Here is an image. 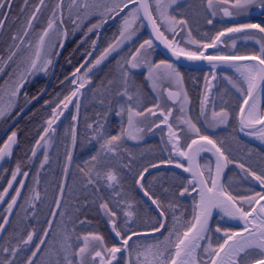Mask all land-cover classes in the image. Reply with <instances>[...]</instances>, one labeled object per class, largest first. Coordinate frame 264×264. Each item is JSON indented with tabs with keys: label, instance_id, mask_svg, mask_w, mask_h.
<instances>
[{
	"label": "snow or ice",
	"instance_id": "1",
	"mask_svg": "<svg viewBox=\"0 0 264 264\" xmlns=\"http://www.w3.org/2000/svg\"><path fill=\"white\" fill-rule=\"evenodd\" d=\"M12 2L13 0H0V10L11 9ZM27 2L28 0H25V4ZM43 3L44 0H40V4L42 5ZM176 3L177 0H152V3L149 0H70L68 5L69 15L72 14L73 9L77 13L73 24H76L81 19V14L86 19H90L93 16L99 18L96 23H92L86 29V34L97 33L96 38L89 45L91 51L86 53L89 57L92 56V52L95 51L97 42L100 39L99 30L109 20L121 16V13H124L125 9H129V11L121 17L116 38L108 43L99 56L95 58L94 62L79 76L77 74L81 73V68H84L85 64L89 63L87 60L80 64L72 73L74 79L71 80V83L76 85L75 90L70 95L64 97L63 101L53 109L51 118L46 121L47 127L44 129L43 135L40 136L31 152L33 157L36 156V149L41 147L40 141H44L49 132L55 133L56 129L53 125L63 115L62 109H67L68 105L75 98L83 96L82 89L92 83L89 73L102 64L113 52H117L125 43L131 41L136 36L138 28L143 26V21H147L151 26L155 39L171 50L172 55L177 59L183 56L188 60L208 61L212 64L213 68L219 66V64H224L234 69L238 74L237 79H233L232 77H224V79L243 97L237 118L239 131L245 132V130H249L247 132L248 135L255 136L264 142V111H261L259 108V100L261 96H264V40H257V43L260 44L259 55H205L207 49L215 48L221 42V38L230 33H243L244 39H256L257 34H264V25L243 23L234 27H228L223 31L217 32L210 43L202 45L199 41L190 38L191 31L188 30L189 40L187 42L199 45L198 51H188L180 47L175 40H169L165 35V31L173 34V36L178 35L177 29L179 28L183 31L187 26V20L178 19L170 12V9ZM206 3L207 8L211 10L212 16L217 14V9L222 11L223 15L227 17H231L234 14L246 13L253 6L264 10V0H206ZM63 4L64 0H57L56 9L61 10ZM130 5H135V7L130 8ZM153 7L156 12L155 16L153 15ZM39 11V7H36L33 14L29 17L26 30L24 31L25 36H27L28 30L32 28V21L36 19V13ZM52 16L53 19L48 21L46 29L39 38L37 51L33 57L26 61L27 67L20 73L14 87L11 89L8 103L6 105L0 104V119L9 115L14 109L15 99L20 95V90L27 82V78L35 73H47L49 67L52 65L53 60L48 55L44 56L43 63H41V52L44 50L45 37H48L49 33L53 32L54 29L59 32L62 38L67 37L68 32L66 29L60 30L57 28V21L61 25L63 24V12L61 11L60 15L57 16V12L53 11ZM7 18V16L0 14V30L4 28ZM207 22L211 24L212 20L209 19ZM161 25L164 26V31H161ZM77 27H80V25H77ZM85 38H87V35ZM12 39L16 41L18 34L13 35ZM20 42L23 43V40ZM235 44L236 41L233 39V48H235ZM59 46L63 47V44L61 43ZM153 47V40L146 39L127 58L122 57L117 62L120 68L119 79L121 90L117 91L116 95L125 99L118 109L115 110L114 114L122 120L121 130L116 135L106 134L105 123L99 120L96 121L93 139L99 142V150L95 155H91L89 160L85 161L86 165L91 164L90 169L85 170V168H80L87 182L85 187L87 185L95 186L98 180H104L109 188L119 184V177L114 169L109 168L106 171H102L97 167L103 163L101 158L107 157L109 154L113 156L118 155L121 151L122 141L125 138L133 141L142 140V133L145 131L142 124L143 118L148 115H156L153 108L140 110L142 97L136 89L133 70L146 68L147 79L153 82V88L156 86L154 76L160 79L175 80L177 84L182 85L183 76L173 64L164 60H161L159 63H152L149 56L150 50ZM18 51L19 46L16 47V51L10 53L7 60L11 61ZM245 61H254V63H246ZM161 68L165 70L163 73L160 72ZM2 71L3 68L0 67V72ZM213 79H215V75H213ZM113 83L115 81H108L109 86ZM208 92H210V87L206 84V94L201 101L200 108L202 116L205 115V107L209 100ZM181 95L183 96L180 106L182 115L177 117V123L185 125L187 131L196 135L195 139H191V142L185 145L184 150H182L180 145V136L176 129L173 128V125L168 122L172 111L169 110L166 114L163 111L160 113L163 117L161 123L167 125L168 140L172 146V151L187 162V165L177 162L175 166L191 174V179L187 181V186H183L181 190L172 195L184 197L186 194L191 195L192 193H196L198 199H193L192 201L191 219L181 224V217L174 215V224L171 228L167 229V235L163 236L162 239L148 244H140L138 241L134 242L137 249L136 264H201L198 254L200 251L208 257V259L203 261V264H264V203H262L264 201V191L253 192L249 189V192H251L249 195H233L228 190V187L221 183L225 169L230 164H236L237 167L243 170L245 179L254 180L258 182L261 188H264V170L257 173L250 167H246L245 164L230 159L225 149L221 146L223 141L218 144L210 136L201 134L200 129L192 122L191 118L183 115L185 113L184 105L188 103L186 91L181 87L179 92H168V96L173 100L180 99ZM250 101H252L251 104L249 103ZM100 103L103 104L104 101L101 100ZM156 107L158 108L159 106L157 105ZM75 109L78 114L80 109L79 103L75 104ZM125 117L126 121L124 120ZM73 119L75 120L77 117H73ZM229 119L230 113L226 108H221L219 111L213 108L211 122L208 126L219 127L220 125H227ZM125 123L126 127L124 126ZM159 126V124L155 125V127ZM88 127L92 128L93 126L90 124ZM148 131H152V128L149 127ZM76 140V132L73 129V147L76 144ZM16 143L17 132L13 131L3 146L0 147V161H3L6 157H11L12 148ZM46 143L50 147L52 143L51 139L47 140ZM89 143H91V140ZM123 151L127 152V149H123ZM201 152H212L214 154V169L211 162H205L201 166L198 160ZM66 159L68 165H71V153L67 155ZM48 160V154L45 152L40 167L43 168L48 163ZM172 162L171 158L167 161L169 164ZM127 166L125 165V167ZM157 166L155 164L152 165V167ZM146 172H148V169H143L139 175V181L144 179V173ZM21 174L24 177L28 175L27 172L22 173L21 166L17 163L15 170L11 173V180L8 181L7 187L0 192V203L5 202V197L9 196V190L13 189V183L17 181V176ZM65 176H67V167L65 168ZM140 187L144 188L143 183L140 184ZM23 188L24 183L21 181L19 187L14 190V195L10 197V201L4 210L5 215L2 222H0V234L6 232V226L9 224L8 217L12 215V210L17 205V200L20 198L21 189ZM164 191L168 192L169 190L165 188ZM144 195L151 200V203L157 209H161L159 216L161 220H165L166 217L159 199L153 198L147 190L144 191ZM60 197L61 199L63 197V187L60 188ZM39 199V192L33 191L31 201H38ZM31 201H29L30 206L35 209L36 205ZM60 203V199H57L55 202L57 209L60 208ZM99 207L104 210L105 215L110 217L112 231L116 237L120 238L119 246H105L103 236L95 233H88L82 237L76 236L74 238L71 233L75 232V228L73 227L69 230L67 224L63 225L58 233L61 239L56 243H48V238L53 227L52 220H49L47 229L39 236L35 229L28 231L26 235L19 233L13 235L10 233L5 238L4 243L0 244V264H37L38 254L42 252V248L46 243H48L49 250L43 255L47 256L48 259L41 258L39 264H86V258L90 260L91 264H113L114 261L118 260V253L126 252L130 257L132 251L129 242L133 241L134 237L147 235L146 233L127 229V224L136 213L132 210L125 213L127 219L125 221V232L122 233L116 227L115 217L117 216V212L109 208L107 202H102ZM128 207L131 209L132 205H128ZM168 207L174 208L175 205L169 203ZM217 211L220 213L221 219L228 218L242 222L241 230L234 231L230 228H222L219 225H216L213 229L211 222L214 213ZM33 215H35V212H33ZM50 215L55 218L57 213L52 212ZM61 216L63 217V213H61ZM84 222L80 221V223ZM178 224L181 225L183 231L177 230ZM165 228L164 222H157L152 227L151 232L160 233ZM213 231L217 234H222L219 237V240H222V242H218L215 246L213 245L211 235ZM173 236L175 237L174 241L172 240ZM34 238H36V242H34ZM13 239H16V243L12 242ZM74 239L77 241L82 240V245L74 246ZM202 241H206V246L203 248L201 245ZM29 248H31L30 253L24 256L23 259H18L20 254L26 252ZM99 249H103V251ZM170 249H173V251H170ZM129 264H131V261H129Z\"/></svg>",
	"mask_w": 264,
	"mask_h": 264
},
{
	"label": "trees",
	"instance_id": "2",
	"mask_svg": "<svg viewBox=\"0 0 264 264\" xmlns=\"http://www.w3.org/2000/svg\"><path fill=\"white\" fill-rule=\"evenodd\" d=\"M95 38L96 36L94 35L84 40L83 34L70 38L61 50L59 59L56 62L55 73H52L51 77L39 78L28 86L21 97L17 111L3 126L4 128L9 125L20 114V118L14 126V131L17 132L18 136V143L12 157L6 162L0 172V192L7 187L8 181L11 180V173L15 170L17 163L20 164L22 173L27 172L28 175L27 177L22 174L17 176V181L13 183V189L9 190V196L0 209V222H2L5 215L4 207L22 181L24 188L21 189V196L17 200V205L13 208L12 215L8 217L9 224L6 226V232L0 234V244L4 243L5 238L10 233L13 235L17 233L26 235L28 231L35 229L39 236L47 229L48 221L52 220L53 227L48 243L59 241L61 237L58 233L63 225L67 224L69 230L73 227L75 228V232L71 233L74 238L76 236L82 237L88 233H95L103 236L105 246H116L117 244L109 226L110 217L105 215L104 210L99 207L102 202H107L109 208L117 212L115 217L116 227L122 233L125 232V221L127 219L125 213L129 210L136 213L127 224V229L132 231H151L152 227L157 222H160L138 195L136 182L143 169L166 161L167 150L161 140L151 139L138 144L123 140L121 151L118 155L109 154L107 157H102L103 163L97 167L102 171L112 168L119 177V184L114 185L112 188H109L104 180H98L95 186L87 185L85 187L87 182L80 171V168H85V170L91 168V164L86 165L85 161L89 160L90 156L95 155L99 150V142L93 139L96 121L99 120L105 123L106 134L116 135L120 132V123L114 112L124 102L125 98L116 95L117 91L121 90L120 68L117 62L122 57L127 58L138 44L148 39L146 34L141 36L136 45L111 58L90 76L92 83L87 86L84 92L78 124L76 125L73 119V117H76L75 112L67 114L55 128V133L51 132L48 139L45 137V140L51 139L52 141L49 149H46L43 145L44 141H40L41 147L36 149V156L33 157L31 155L35 144L47 127L46 121L51 118L53 109L74 90V84L71 83L73 79L72 73L87 59L86 53L91 50L89 45ZM159 57L161 56L159 55ZM181 74L185 80H188L186 71L182 70ZM133 77L136 89L142 97L140 110L153 108L155 106L153 105L154 97L148 86L146 75L142 72L133 71ZM110 80L115 81L111 86L108 84ZM191 86L190 84L191 98L189 103L190 109L194 114V112L198 111L200 97L197 92H195L197 95L193 92L196 87L193 88ZM101 100L104 101L103 104L100 103ZM106 113L107 115H105ZM90 124L93 126L92 128L88 127ZM73 129H75L77 137L74 147L72 145ZM90 140L91 143H89ZM231 142L229 143L233 145V149L237 148L238 150L236 152L240 157L239 163L247 166L245 159L249 155L259 156L257 159H261L260 161L264 163L262 159L264 151L244 143L238 136H233ZM2 143V140H0V147ZM123 149H127V152H124ZM45 152H47L49 160L41 168L40 165L43 162ZM69 153L72 155L71 165H68L66 159ZM261 162L260 164H262ZM125 165L128 166L125 167ZM66 167L67 176H65ZM249 167L254 170L251 166ZM257 169L254 171L259 173ZM155 175L160 177V179L152 181L151 178ZM155 175L145 182V189L153 198L159 199L168 222L171 219L167 210L169 203L175 205L174 208H169L171 213L179 208L185 213L181 223L190 220L192 216V198L172 195L187 185L186 180L178 173L172 171H162ZM61 187H63L62 199L60 197ZM165 188L169 191L165 192ZM33 191L39 192L40 199L38 201H31ZM117 193L119 194L117 195ZM233 195L238 194L233 192ZM57 199L61 201L59 209L55 207ZM29 201L35 203V209L30 206ZM128 205H132V208L129 209ZM77 209L79 210L77 211ZM33 212H35V215H33ZM52 212L57 213L55 218L50 215ZM61 213H63V217ZM80 221L85 222L80 223ZM215 223L212 227L213 229L215 228ZM12 242L16 243V239H13ZM34 242H36V238H34ZM48 243L43 246L42 252L38 254L37 264H39L41 258L48 259L47 256L43 255L49 250ZM82 243V240H73L74 246L82 245ZM30 251L31 248L20 254L18 259H23ZM122 264H125V261Z\"/></svg>",
	"mask_w": 264,
	"mask_h": 264
},
{
	"label": "rangeland",
	"instance_id": "3",
	"mask_svg": "<svg viewBox=\"0 0 264 264\" xmlns=\"http://www.w3.org/2000/svg\"><path fill=\"white\" fill-rule=\"evenodd\" d=\"M56 3H57V0H50L48 1V4L46 5L45 3H43L44 8L41 10V12L36 13V19L32 21V28L28 30L27 36L24 35V31L26 30V25L28 23L29 17L34 12L35 6L33 8L32 6H30L28 9H27V6H23V7L21 6V8L19 9L20 12L19 13L16 12L15 17L8 24V28L0 34V67L3 68V71L0 72V104L6 105L8 103L9 93L11 89L14 87L15 82L18 79L20 73H22L24 69L27 67L26 61L29 58L34 56L35 52L37 51V46L39 43L40 36L42 35L43 31L46 29L48 21L50 19H53V16H52L53 11L55 10L57 12V16L60 15V10L56 9ZM69 3H70V0H67L61 9V11L63 12V24L61 25L59 21H57V28L60 30L66 29L68 32V35L66 38H62L59 32H57L54 29L53 32L49 33L48 37H45L44 50L41 52V63H43V58L46 55H48L53 60V63L49 67L47 73L39 72L27 78V82L24 84L22 92H20V95L15 99L14 109L11 111L9 115L5 116L3 119H0V140H2L3 142L2 144L6 142L7 138L11 135V132L14 131V126L16 124V121L20 118V114H19L14 118V120L9 125L3 128V126L5 125V122L17 111L22 95H24V92L27 90L28 86L33 81L39 78H42V77L52 76L54 65L58 61L60 53H61V49L64 47L67 41L72 37L73 38L77 37L79 34H83L84 40L94 35L97 36L96 32H93L91 34H86V29L92 23H96L99 18L96 16H93L90 19H86L81 14V19L78 20L76 24H73V20L76 19L77 13H76V10L73 9L72 14L69 15V12H68ZM23 5H27V4L23 2ZM26 9L27 11H25ZM153 12H154V15H156L154 7H153ZM170 12L172 15H175L178 19H185L188 22L187 26L185 27L183 31H181L179 28L177 29V32H178L177 40L180 43V47H183L188 51H198L199 50V45L187 42L189 40L188 30L191 31L190 38L192 40L199 41L200 44L202 45L204 43H207V41L210 42L215 37L216 33L222 29V27L224 26L226 27V25H229V26L232 25L226 22V20L223 18L221 11L219 9H217V14L215 16H212L211 10L207 8L206 1L203 3L202 2L197 3V2H194V0H177V3L172 6V8L170 9ZM262 13H264V10H261L259 7L253 6L246 13H241L239 15L234 14L233 16L237 18L236 19L237 23H243V22H246L248 19H250V15L257 16V15H261ZM121 17L118 20H116L114 24L110 25L111 27L109 28V30H105L104 33L102 34L101 43H100L101 45L99 46L92 62H94L95 58L99 56L100 52L108 45V43H110L118 35V29L120 26ZM209 19L212 20L211 24L207 22ZM77 25H80V27H77ZM263 25H264V22H263ZM181 27H184V26H181ZM161 28L164 31L163 25H161ZM179 31L183 33L181 38H179L181 34ZM252 31H255V30H252ZM17 34H18V39L16 41H13L12 39L13 35H17ZM143 34H145V30L142 26L138 28L136 36L131 41H128L127 43H125L124 46L121 49H119L117 52H113L102 64L94 68L93 71L89 73V76H91L95 71H97L103 64H105L111 58L121 54L125 49L133 45H136L138 41L141 39V36ZM165 34L169 38L174 37L173 34L167 31H165ZM86 35H87V38H85ZM243 36L244 34L241 33L239 35L232 37L231 39L227 41L228 48L225 51H223L225 55H232V54L259 55L260 54V51H259L260 44L257 43V40H264V34H257L256 39H244ZM203 39H205V41H203ZM233 39H235L236 41L235 48L232 47ZM21 40H23V43L20 42ZM61 43L63 44V47L59 46ZM17 46H19V51L17 52V55L13 57L11 61H8L7 57L10 55L12 51H16ZM138 46L139 44L137 45V47ZM149 59L154 64L159 63L161 60H164L163 58L159 57L158 52L155 51L154 47L150 50ZM90 64L87 67H89ZM87 67L80 74H82L87 69ZM133 71L142 72L146 75L148 86L151 89V92L154 97L153 105L155 106L153 107V110L156 112V115L155 116L148 115L145 118H143L142 124L145 128V131L144 133H142L143 135L142 140L133 141V140L125 138L124 139L125 141L129 143L138 144V143L147 142L151 139H159L162 141L164 147H166L167 149L166 151L167 153L165 155L166 161H168L169 158H171L172 161H174V158L172 157L168 144H167L165 130L162 127L163 123H161V121L163 117L160 115V113L161 111H163L166 114L170 110V107H171L168 101L166 100L165 92L168 89L179 92L182 87L183 90L186 91L187 96H188V103L184 105L185 113L183 115H186V117L191 118L192 122L195 123L196 126L200 129L201 134L210 136L211 138L216 140L218 143L223 141V144L221 146L225 149L226 153L229 155V158L234 159L237 162L240 161V157L237 155V152H236L238 151L237 148L233 149V145H231L229 142L232 141L233 136H238L237 135V116H238L239 108L242 105L243 97L240 95V93L236 91V89H234L231 86V84L228 83L226 79H224V77H232L233 79H237L236 77L230 74H223L220 76L218 88L212 100L211 106L207 110L205 109V115L202 116L200 114V108H201L202 95H203V90L206 85L207 76L203 79L202 85H198V87L201 89L200 90L201 97H200L198 111L194 112V114L191 112L190 114L189 86L190 84L192 85L194 82V87H195V85L197 84L196 78L193 79L192 77L187 76L188 80H185L184 76L182 75L183 81H182V85H180V84H177L175 80L160 79L154 76L156 86L155 88H153L152 86L153 82L147 79V69L146 68H139ZM164 71L165 70L163 68L160 69L161 73H163ZM178 71L180 72V70ZM84 90L85 88L82 91L83 93H84ZM182 100H183V96H182ZM181 102H180V105L178 106L179 112H181L180 111ZM76 103H78L77 99L73 101L66 115L69 113H74L76 111L75 109ZM157 105L159 106L158 108L156 107ZM213 108H215L216 111H219L221 108H226L228 110V112L230 113V119L227 125H220L219 127H209L208 126V124L211 122V112ZM181 115L182 114L179 113V116ZM118 120L120 123V130H121L122 120L120 117H118ZM124 120L126 121V117L124 118ZM156 124H159L160 126L155 127ZM176 124L179 126L178 127L179 131L184 132L183 137L185 140L186 139L189 140V139L196 137L194 133L187 131V128L185 125L178 124L177 122ZM124 126L126 127V123ZM56 127L57 125L55 126V128ZM149 127L152 128V131H148ZM50 133L51 132H49V135ZM49 135L46 137V139H48ZM46 141L47 140H44L43 145L45 146L46 149H49V146L47 145ZM258 157L259 156H256V155H249L245 159V161L247 162L249 166L254 168V170H256L258 167L257 170L260 173L261 170H264V163L260 161L261 159H257ZM262 159L264 160V157H262ZM260 162L262 164H260ZM248 165L246 167H249ZM229 166H230V173L225 182V186L228 187V190L232 192V194L234 192L235 194L237 193L238 195H249L251 194V192H249V189H251L253 192L259 190L254 180L244 178L245 174L243 170L237 167L236 164H230ZM159 179L160 177H158L157 175L151 178L152 181H157ZM187 196H190V195L186 194L183 198H187ZM193 199L195 198L193 197L191 200L192 208H193V205H192ZM9 201H10V198L8 199V202ZM6 207L7 205L4 207V210L6 209ZM167 210L169 213L168 215L171 217L170 221L168 222V227H167V229H169L174 224L173 216L175 215L183 219V216H185V213H183V210L180 208L172 213L169 211V208ZM110 225L111 223L109 224V226ZM216 225H219L222 228H230L226 224V222L221 219L216 220L215 226ZM179 229H182L180 224L177 225V230ZM179 231H183V229ZM165 235H167V231L163 236ZM211 235H212V242L214 246L218 242H222V240H219V237L222 234H217L213 231ZM163 236L156 238V239H152V240H139L138 242L140 244L154 243L157 240L162 239ZM172 240L173 241L175 240L174 236L172 237ZM116 246H119V245H116ZM205 246H206V242L203 244L202 248ZM130 248L132 251V255L130 256L131 264H136V250H137L136 243L133 242ZM100 250L103 251V249H100ZM170 251H173V249H170ZM198 254L201 260V264H203V261L208 259V257L205 256L202 251H200ZM124 261L125 260L123 259V256L122 257L120 256L117 264H122ZM86 264H91L90 260H88L87 258H86Z\"/></svg>",
	"mask_w": 264,
	"mask_h": 264
},
{
	"label": "water",
	"instance_id": "4",
	"mask_svg": "<svg viewBox=\"0 0 264 264\" xmlns=\"http://www.w3.org/2000/svg\"><path fill=\"white\" fill-rule=\"evenodd\" d=\"M149 2L151 3L152 0H149ZM130 8L131 7H135V5H130L129 6ZM129 9H125V12L124 13H121V16H123ZM154 15V14H153ZM121 16H117L115 19H111L108 21L107 24H105L100 30H99V37L100 39L98 40L97 42V47L95 49V51L92 52V56L89 57L87 59L88 62H90L93 58V56L95 55L98 47H99V44H100V41H101V36L104 32V30L111 24H113L116 20H118ZM227 17V16H226ZM228 18V17H227ZM143 27L146 31V34L148 35V38L149 39H152L153 40V43H154V48L157 52H159L167 61H169L170 63H172L176 68H181V69H186V70H191V71H208L211 73V77L208 79V86L210 87V92L207 93L208 97H209V100H208V103L209 101L211 100V96H212V93L213 91L215 90V86H216V82H217V78H218V74L219 73H231V74H234L238 77V74L235 72L234 69L232 68H229L227 67L226 65L224 64H219V66L213 68L212 67V64H210L208 61H205V60H188L186 57H183L181 56L180 58H176L175 56L172 55V52L171 50H169L168 48H166L164 46V44H162L160 41L156 40L155 37H154V34L152 32V29H151V26L147 23V21H143ZM162 31V29H161ZM241 33H230L228 35H226L225 37H222L221 38V42L217 44V46L215 48H209L205 51V55H213L215 54L220 48H225V41H227L228 39L236 36V35H239ZM178 35L175 36L173 39H169V40H175V42L178 43ZM179 44V43H178ZM246 63H254V61H245ZM88 64H85V67L87 66ZM84 67V68H85ZM84 68H81V71L84 69ZM80 73L77 74V76H79ZM213 75H215V79H213ZM76 87V85H75ZM86 89V87H85ZM83 91V89H82ZM168 92H166V95L167 97L170 99L171 101V104L172 105H177L178 102H179V99L177 100H173L171 99L169 96H168ZM175 92V91H173ZM206 94V93H205ZM82 97L83 96H80V97H77L75 99H77V102L80 104V107H81V101H82ZM74 99V100H75ZM73 100V101H74ZM72 101V103H73ZM69 104L68 105V108L67 109H62L63 111V115H61L59 117V119L55 122L54 124V127L56 125L59 124V122L64 118V116L66 115V113L69 111L68 109L70 108V106L72 105ZM207 103V104H208ZM250 104L252 103V101L249 102ZM207 106V105H206ZM259 108L261 111H263L264 109V96H261L260 100H259ZM79 115H80V109H79V113L77 114L76 112V117L77 119H75V123L76 125L78 124V120H79ZM237 125H238V120H237ZM162 127H165L166 128V140H167V143L171 149V155L173 156L175 162H172L171 164L169 163H159V164H155V165H158L157 167H148V172L144 173V179L142 181H139V178L137 180V183H136V189H137V192L139 194V196L147 203V205L153 210V212L155 213V215L159 218L160 222H164L165 225H166V228L163 232H160V233H152L151 231H148V232H141V233H146L147 235H143V236H140V237H134L133 238V241H130L129 242V245H131L134 241H137V240H143V239H151V238H157V237H160L164 234V232L166 231L167 229V217L165 220H161V217L159 216V212L161 211V209H157L155 205H153L151 203V200H149V198L147 196L144 195V191H145V188H141L140 187V184L145 183V181L153 174L157 173V172H160V171H175L179 174H181L182 176H184L185 178H187L188 180L191 179V174L190 173H187V172H184L183 169L181 168H177L175 166V164L177 162H180V163H184L185 165H187V162L182 158V157H179L177 156V154L172 151V146L171 144L169 143V140H168V130H167V125L166 124H163ZM249 130H245V132H240L239 131V126H238V134H239V137L246 143L248 144H252V145H257L259 147H261L262 149H264V142L260 141L259 139H257L255 136H251V135H248L247 132ZM178 133V132H177ZM191 142V141H190ZM189 142V143H190ZM17 144V143H16ZM16 144L13 146L12 148V152L14 150V148L16 147ZM180 144H181V140H180ZM210 158L212 161H213V164H214V160H215V156L212 152H201L200 153V156L198 157V160H199V163L201 164V160L203 158ZM9 157H6L3 161H0V171L2 169V167L4 166L5 162L7 161ZM214 169V167H213ZM227 172H228V167L225 169L224 171V174H223V178L221 180V183L224 184V181L226 179V175H227ZM255 183L257 184L258 188L261 190V191H264V188H261L258 184V182L255 181ZM191 195H196V193H192ZM197 197V196H196ZM198 199V197H197ZM262 203H264V201H262ZM2 203H0V207H1ZM165 214V213H164ZM217 217H220V213L217 211L214 213L213 215V220L211 222V226L214 222V220L217 218ZM226 223H228L229 225H231L232 227H234L236 229V231H239L241 230L242 228V222L240 221H237V220H231V219H228V218H225L223 219ZM110 230H111V234L112 236L114 237V239L116 240V242L118 244H120V238L119 237H116L115 236V233L112 231V226L110 225ZM205 243V241H202L201 242V245H203ZM121 255H125L126 257V260H127V264H129V261H130V257L128 256V253L126 252H122V253H118L117 256L119 258V256ZM118 262L117 261H114L113 264H116Z\"/></svg>",
	"mask_w": 264,
	"mask_h": 264
},
{
	"label": "flooded vegetation",
	"instance_id": "5",
	"mask_svg": "<svg viewBox=\"0 0 264 264\" xmlns=\"http://www.w3.org/2000/svg\"><path fill=\"white\" fill-rule=\"evenodd\" d=\"M48 1H50V0H44V3H45V5L46 4H48ZM67 0H64V4H65V2H66ZM206 0H194V2H197V3H200V2H205ZM23 2H25V0H13V2H12V5H11V9H5V10H0V14H2V15H5V16H7L8 18H7V20L5 21V23H4V28L2 29V30H0V34L3 32V31H5L7 28H8V24L11 22V20L15 17V15H16V12L17 13H19L20 12V8H21V6L23 7V6H27V9L30 7V6H32V8L35 6V8L36 7H41V8H39L40 9V11L39 12H41V10L44 8V6H43V4L41 5L40 4V0H28V2H27V5H23ZM64 4H63V6H64ZM27 9L25 10V11H27ZM52 10H54V9H52ZM55 11V10H54ZM60 12H61V10H60ZM221 14H222V16H223V18L226 20V22L228 23V24H232L231 26H229V25H226V27L224 26V27H222V29L221 30H219V31H223L224 29H226V28H228V27H234V26H237V25H239V24H243V23H258V24H261V25H263V22H264V13H262L261 15H257V16H253V15H250V19H248L246 22H243V23H237L236 22V17L235 16H231V17H226V16H224L223 15V12L221 11ZM180 32V31H179ZM181 33V32H180ZM182 34L183 33H181L180 34V36H179V38H181V36H182ZM228 41V40H227ZM227 41H225V48H220L214 55H225V53L223 52V51H225L227 48H228V42ZM211 42V41H210ZM210 42H208V43H210ZM66 45V44H65ZM64 45V46H65ZM62 50V49H61ZM91 51V50H90ZM56 68H57V63L54 65V68H53V74L55 73V71H56ZM187 73H188V77L190 76V77H192L193 79L194 78H196L197 80H196V82H197V84L195 85V87H197V91H196V88L194 87V82H193V84H192V86L191 87H193V88H195V90H193V92L195 93V92H197V94L199 95V97H201V95H200V92H198L199 90H201L199 87H198V85H202V81H203V79L207 76V79H206V84H207V81H208V79L211 77V73L210 72H208V71H190V70H185ZM180 73H181V71H180ZM221 75H223V73H219L218 74V78H217V82H216V86H215V90L213 91V93H212V96H211V100L209 101V103L207 104V106L205 107V109L207 110L210 106H211V103H212V100H213V98H214V95H215V93H216V90H217V88H218V84H219V79H220V76ZM191 78V79H192ZM201 81V82H200ZM200 82V83H199ZM22 90H23V88L20 90V92H22ZM191 91H190V89H189V96H190V98H191ZM196 93H195V95H197ZM204 96H205V88H204V90H203V95H202V100L204 99ZM166 97V96H165ZM166 100L168 101V103L170 104V110L172 111V115H171V117H169V123H171L172 125H173V128L174 129H176V131H178V135L180 136V139H181V148L184 150V148H185V145L186 144H188L189 142H190V140L191 139H184V137H183V135H184V132L183 131H179V126L176 124V122H177V117H179V113H181V112H179V109H178V106L180 105V102H181V100H182V98H181V100H180V102H179V104H178V106H176V107H174V106H172L171 105V101H170V99L168 98V97H166ZM190 110V114H191V109H189ZM193 113V112H192ZM182 114V113H181ZM193 117H194V115H193ZM164 128V127H163ZM178 129V130H177ZM165 130V129H164ZM238 135V134H237ZM196 138V137H195ZM8 139V138H7ZM192 139H194V138H192ZM7 141V140H6ZM251 146V145H250ZM253 147H255V146H253ZM256 148H258V147H256ZM258 150H262V149H260V148H258ZM263 151V150H262ZM205 162H211L212 163V167H214V164H213V161L210 159V158H207V157H205V158H203L202 160H201V166H203L204 165V163ZM229 173H230V167H229V170H228V173H227V176H226V180H227V177H228V175H229ZM205 175H207V173H205ZM226 182V181H225Z\"/></svg>",
	"mask_w": 264,
	"mask_h": 264
}]
</instances>
